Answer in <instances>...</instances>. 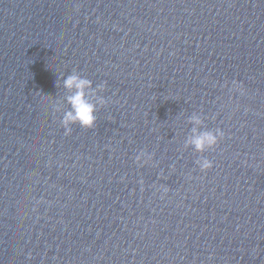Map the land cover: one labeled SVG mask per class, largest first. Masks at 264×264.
<instances>
[{"label":"water","instance_id":"1","mask_svg":"<svg viewBox=\"0 0 264 264\" xmlns=\"http://www.w3.org/2000/svg\"><path fill=\"white\" fill-rule=\"evenodd\" d=\"M0 264H264V0H0Z\"/></svg>","mask_w":264,"mask_h":264}]
</instances>
